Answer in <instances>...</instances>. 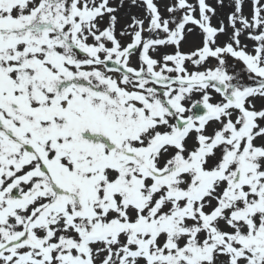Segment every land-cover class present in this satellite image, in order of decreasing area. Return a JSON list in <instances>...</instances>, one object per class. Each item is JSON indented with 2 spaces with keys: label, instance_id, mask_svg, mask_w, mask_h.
<instances>
[{
  "label": "snow or ice",
  "instance_id": "obj_1",
  "mask_svg": "<svg viewBox=\"0 0 264 264\" xmlns=\"http://www.w3.org/2000/svg\"><path fill=\"white\" fill-rule=\"evenodd\" d=\"M0 264H264V0H0Z\"/></svg>",
  "mask_w": 264,
  "mask_h": 264
},
{
  "label": "rangeland",
  "instance_id": "obj_2",
  "mask_svg": "<svg viewBox=\"0 0 264 264\" xmlns=\"http://www.w3.org/2000/svg\"><path fill=\"white\" fill-rule=\"evenodd\" d=\"M210 3H212L215 6V0H209ZM224 15H227L228 12V8L225 7L223 10ZM245 11L247 12L248 9L246 8ZM121 15V27L124 25L125 22H127L128 16L129 15H142V10L141 9H136V8H132V7H126L125 9L122 10V12L120 13ZM224 38L222 37L221 40H223ZM245 43H249V46L251 47V43L248 41H244ZM259 101L257 102V105L259 106Z\"/></svg>",
  "mask_w": 264,
  "mask_h": 264
}]
</instances>
